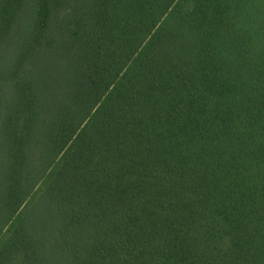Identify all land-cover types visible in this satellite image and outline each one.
<instances>
[{"label":"trees","instance_id":"trees-1","mask_svg":"<svg viewBox=\"0 0 264 264\" xmlns=\"http://www.w3.org/2000/svg\"><path fill=\"white\" fill-rule=\"evenodd\" d=\"M11 35L0 264H264V0H0Z\"/></svg>","mask_w":264,"mask_h":264},{"label":"rangeland","instance_id":"rangeland-1","mask_svg":"<svg viewBox=\"0 0 264 264\" xmlns=\"http://www.w3.org/2000/svg\"><path fill=\"white\" fill-rule=\"evenodd\" d=\"M23 31V29H22ZM22 36H17V35H11V37H2L0 38V52L4 51V58H6V55H11L13 53H10L11 51L15 50L18 48L17 44L21 43ZM10 41V42H9ZM43 40L40 41V44ZM23 42V41H22ZM10 53V54H9Z\"/></svg>","mask_w":264,"mask_h":264}]
</instances>
